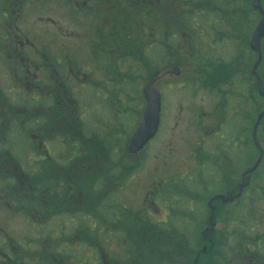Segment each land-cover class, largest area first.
I'll use <instances>...</instances> for the list:
<instances>
[{"label": "rangeland", "instance_id": "374dc122", "mask_svg": "<svg viewBox=\"0 0 264 264\" xmlns=\"http://www.w3.org/2000/svg\"><path fill=\"white\" fill-rule=\"evenodd\" d=\"M93 1L97 6H101V0L84 2L91 5ZM66 2L56 0V7L59 8L44 14L50 15L70 32V29H74V17L70 15L71 7ZM245 2L250 3L251 0H156L158 5L169 11L172 27L171 35L168 36L171 46L169 54L179 60L181 77L176 74L177 78H171L170 82L165 77L158 83L163 96L162 125L156 138L151 140L137 157H126L123 152L127 150L132 132L140 121L139 114L144 109L140 96L143 85L149 79L150 49H146L141 56L135 44L137 56L132 58L126 56L125 52L123 59L109 63L108 73L106 57L87 60V68L92 66V63L96 68L92 67L95 74L89 71L86 73L89 77H96L93 79L95 88L101 89L100 86H104V89L99 91L87 87L82 95L74 91L68 92L65 95L74 100L71 104L52 107L51 100L42 99V103L38 102L39 105L33 106L32 100H28L27 114L33 120L28 122L27 136L22 135L19 126H12L11 123L4 132L9 139L8 144L2 145L0 142V166L3 165L0 171L4 173V177L0 179V256L3 251H11L13 256V259L5 264H28L32 260H38L44 256L43 247L49 248L45 250V255L52 257L53 254L57 259L55 262L60 264H82L83 261L87 264H91V261H94V264H116L114 256L120 255V242L127 236L128 228L125 222H121L125 220H114L116 214L112 216L113 210H109L106 203L109 207L112 203L117 205L120 215H127L126 210L129 208L139 216L144 213L152 222L169 221L168 216L172 215L171 222L178 220V233L184 242L188 241L189 250H193L188 263L194 264V259L199 257L196 252L202 248V244L197 243L202 239L201 232L211 228L207 222L209 209L206 203L210 197L211 200L218 197L214 195L221 187L218 183L230 170L227 159L229 147L224 145L229 140L230 109L236 103L237 107L233 109L236 110L237 117H240L241 111L248 103L252 104L254 110L264 107V99H258L255 91L249 92L244 86L243 76L255 61V55L250 53L247 45L249 35L260 18L258 13L245 7ZM111 4L112 1L109 0L108 5ZM118 4H127V7H130V3L124 0H118ZM246 8L251 13H248ZM29 11L33 12L32 9ZM110 16L109 14V20L112 18ZM97 18L100 20L99 16ZM83 25L85 23H81V26ZM158 42L161 45L162 39ZM159 49L162 48L158 46ZM114 56L112 58H115ZM140 59L144 60L146 65L142 66ZM156 65L158 69L164 66L159 58ZM100 68L104 70L99 71ZM258 70L264 82V55ZM4 96L6 100L3 99ZM0 100L4 101L0 103V109L3 110L12 103H19L21 96L16 94L12 101L6 89L0 93ZM215 107L219 109L220 130L226 131L223 138L215 134L216 137L212 136L213 130L201 125L199 118L201 114L204 116L202 111L211 112L216 110ZM0 123L8 125L10 122ZM1 124L0 135L4 129ZM43 130L46 134L54 135L48 143L41 140V137L43 140L46 137L49 139L48 136L38 134ZM197 143L205 149L201 150V153H213H206L205 158H201L202 172L199 177L185 180L186 187L198 185L202 190L201 200L193 206L196 211L192 214H199L198 217L195 216L197 220H191L192 217L185 213V221L182 217L184 211H187L185 206L170 208L169 204L165 208L168 202L165 196L179 193L178 181L174 180L175 193L171 191L172 194L163 195L156 205L151 203L147 188L149 189L154 180L158 182L180 175L187 163V156L192 147L196 149ZM45 147L49 150L50 157L43 160L40 155H45ZM4 149L12 150L14 157ZM196 153L198 154L197 149ZM35 158L38 160L35 161ZM125 160L130 162V171L134 170H123ZM254 160L255 154L251 157V162L239 165L235 163L234 170L237 175L239 176ZM39 163H44L43 177L48 180L55 177V168L58 166L70 170L74 178H81L83 181L88 179L89 172L93 174V180H89L87 184H79L82 189H74L67 203L61 207L64 210L61 211L62 215L55 220L44 218L39 208H30L18 213L7 200L11 191H16L15 187L24 188L30 181L29 174H18L17 167L20 165L25 171H33L38 169ZM193 170L196 171L194 168ZM252 187L255 188L253 184ZM159 188L165 189L164 184ZM104 193H109L105 194L108 198L110 196L109 201H105L108 198L104 197ZM186 194L191 200L193 194ZM254 197L259 195L254 194ZM46 207L49 208V205ZM70 207L72 210H69ZM236 210L230 221H218L220 233L223 231V234H220L217 242L216 237L214 240L211 235L208 236L215 242L213 247L208 245L209 249H212L209 261L213 262L216 253H219L220 258L229 264L231 253L235 249L249 244L253 246L254 251L259 239L262 240L260 246L264 250V204L240 200L236 203ZM84 211L92 215L88 217ZM71 215H74L72 222L69 220ZM185 224L188 225V230L183 229ZM90 229L93 233L88 232ZM71 235L72 237L68 238ZM36 241L41 243V246L32 249ZM65 247L67 249L61 250ZM17 251L22 252L19 255ZM55 251L61 252L62 255ZM205 255L201 253L200 257L204 258ZM95 258L97 259L94 260Z\"/></svg>", "mask_w": 264, "mask_h": 264}, {"label": "flooded vegetation", "instance_id": "af4514ba", "mask_svg": "<svg viewBox=\"0 0 264 264\" xmlns=\"http://www.w3.org/2000/svg\"><path fill=\"white\" fill-rule=\"evenodd\" d=\"M66 1L69 7H71L70 15L74 17V29H70V32H68L61 23L57 22V20L50 15L44 14L59 8L58 6L56 7V0H0V93H3V90L7 89L12 101L16 94H20L21 96V101L19 103H12L8 108L4 107L3 110L0 109V121L2 123L10 122L8 125L0 123L4 127L2 130L3 132L0 135V142L2 145L8 144L9 139L4 132L11 123L12 126H19L22 135L27 136L26 133L29 130L28 122L32 121L30 120L32 118H29V115L27 114V110H29V99L34 103L33 106L39 105L38 102L42 103V99H48L52 101V107H59L74 102L73 99H70L65 95L68 92L74 91L82 95L87 87H92L99 91L104 89V86L101 87L100 85L101 89L95 88L96 83L93 79H96V77H89L86 73L89 71L92 74H95L93 73L92 67L94 66L96 68L93 63L91 64L92 66L87 68V60H99L106 57V59H108L106 73H108L109 63L118 62L119 59H123L125 52L129 55L136 52L134 47L135 44L125 42L127 37L125 36L123 27H121L119 21L124 17V14L127 15L129 21H131V15L134 21H136L135 15L139 12L140 3L147 8L145 9V12L148 11L151 15L147 41V49H150L151 55L149 58L148 77L155 80L154 86L159 92L158 83L162 78L167 77L170 82L171 78H177V76L181 77L179 75L181 73V67L180 64H178L179 60H175L174 57L172 58V55L169 54L171 46L168 43V36L171 35L170 29H172L168 16L169 11L158 5L156 0H124V2L130 3V7H127V4H123L122 6L119 5L118 0H111V5H108L109 0H101V6H97L94 1L91 5H88V3L86 4L84 2L85 0ZM251 2L249 5L252 10ZM263 2L264 0H261V7L264 10ZM29 9H32L33 12L31 13ZM109 14L112 16L110 20ZM97 16L100 17V20ZM83 20L86 21L84 22ZM81 23H85V25L81 26ZM133 31L136 36L135 39H137L139 34L135 30ZM132 37L134 38V36ZM159 39H162L161 45L158 42ZM263 39L261 41L262 58L260 64L264 55L262 47ZM158 46L163 50H158ZM249 51L255 55L250 49ZM113 55H115V58H112ZM158 58L164 65L161 69H158L159 67L156 65ZM252 66L250 70H247V76H243L245 81L244 86L249 92L255 91V95L257 94L258 99H262L263 97H260L256 90V78L252 72ZM174 68H177L178 70L177 76ZM258 69L259 67L256 69V72L264 86L262 74ZM103 70L104 68L99 69V71ZM98 73L103 76L101 72ZM172 73H174L176 77H174ZM87 76L90 78L89 80L86 78ZM4 79L6 80L5 83L3 82ZM240 94L241 93H239V95ZM234 97H236L235 93ZM3 99L6 100L5 96ZM140 99H142L144 103L143 105H145L142 95L140 96ZM162 99L163 96L161 94L160 123L154 138L158 135L163 121ZM2 102L4 101L0 100V103ZM105 102L107 103V101ZM84 104L88 103L84 102ZM246 105L241 111L240 117H237V112L233 109L237 107L236 103L234 104V107L230 109V116L228 118L230 122L229 140L227 144L224 143V145L229 147V156L227 159L229 161L230 170L228 175L223 176L221 179L222 181L218 183L221 184V187L219 192L214 194L218 197L212 200L210 197L206 203V207L209 209L207 222H209L208 226H211V228H206L201 232L202 239H199L197 243L202 244V248L199 250L201 252H196L199 257L194 259V264L198 262H201L202 264H226L225 260L220 258L219 253H216L213 262L208 260L212 253V249H209L208 245H211V247L214 246L215 242L212 241V238L215 240L216 237V242L220 239L221 229L220 222L218 221H224L226 219L230 221L237 212L236 203L240 202V200L264 204V116L254 128L257 116L264 107L254 110L251 103ZM218 110L219 109L216 108V110H212L213 112L202 111L204 116L201 114L199 118L201 125L206 129L213 130V133H211L212 136L217 135L223 138L226 131L220 130L221 124H218L220 117H218ZM139 112H141V110ZM141 115L142 112L139 114V119L141 118ZM40 133L49 137V139L46 137L44 140L43 137H41L43 143H48V140H52V137H54V135L51 136L46 134L44 130L38 134ZM154 138L152 140H154ZM199 146L200 143H197L196 149L198 154H195L196 149L192 147V151H190L187 156V163L180 175L177 177H167L158 182L154 180L153 183H150L149 189L147 188V193L150 194L151 197V203L156 205L157 200L161 198L162 191L166 194H170L169 191L175 193L174 180L178 181L177 185L179 186L180 194L177 192L175 195H172L175 202L171 204L174 206L177 204L176 200L182 199L181 204L187 208V211H184V215L182 216L185 221L187 220L185 218V213L190 216V218L192 217L191 220H197L195 216L198 217L199 214L197 212L195 213V216L192 214V212L196 211L193 209V206L197 201H200L202 197V190L198 188V185L186 187L185 180H192L194 176L199 177L202 172L200 164L201 158H205L206 153H213L212 151L201 153L200 151L205 149H202V147ZM143 150L136 155L138 156ZM4 151L9 153L10 156H14L12 150L4 149ZM45 152L44 156L40 155V159L42 158L44 160L50 157V152L47 147H45ZM123 154L126 157L127 155L132 158L137 157L136 155H130L127 150L123 152ZM253 154H255L254 162L243 169L238 176L237 171L234 170L235 165L251 162ZM258 158L260 161L258 162L257 167L251 172H245L253 167ZM19 166L17 167V170H19L18 174H26L23 166ZM193 168L196 169V171H194ZM55 169V179L58 183L56 187L58 198L50 204L46 199L42 201L43 209H45L44 204L49 205V208H46V214L43 213V216L51 215V220L58 219L62 215L60 204L62 195L68 196L69 199L74 193V189L76 191V188L79 187V184H82L83 182L87 184L89 180H93V174L90 172L88 173V179L83 181L81 178H74L70 170H67L64 167L58 166ZM39 171H45L44 163L40 166ZM66 173H68V175ZM69 173L72 176L69 175ZM225 174L226 173H224V175ZM260 183L262 184L260 185ZM162 184H164L165 189L160 190L159 187ZM252 184L255 188L252 187ZM79 188L82 189V186L80 185ZM23 192H27L26 186L23 188ZM186 192L193 194L191 196L192 201L188 199L190 197L187 196ZM105 194L109 193H104L103 195ZM254 194H258L259 197H254ZM104 197L108 198V195H105ZM259 198L261 201H259ZM68 199L64 200L67 202ZM167 204L165 205V208L167 207ZM69 210H72V207H70ZM73 216L74 215H71L69 218L71 222L73 221ZM125 217L126 215H120L118 212L115 216L118 221L120 219L125 220ZM185 229H189L188 225ZM209 235H211L212 238H209ZM260 241L262 240L259 239V241H257L254 251L252 249L253 246L249 244L235 249L231 253L232 255L229 264H264V250L260 246ZM188 244V241L185 240L186 252L188 253L186 262H188L193 255V250H189ZM201 253L206 254V257L201 258ZM260 254H262V256ZM11 259H13V256L10 251L9 260L11 261Z\"/></svg>", "mask_w": 264, "mask_h": 264}, {"label": "trees", "instance_id": "16d2710c", "mask_svg": "<svg viewBox=\"0 0 264 264\" xmlns=\"http://www.w3.org/2000/svg\"><path fill=\"white\" fill-rule=\"evenodd\" d=\"M139 12L135 15L136 21L130 16V20H128L127 15L124 14V17L119 21V24L121 27H123V30L125 32V36L127 37L125 39L126 43L130 44H136L139 50V54L141 56L144 55L145 50L147 49V41L146 37L149 36V27H150V19L151 15L147 11L145 12L146 7L143 6L142 3L139 4ZM245 7H249L250 5L249 2L244 3ZM246 8V10H247ZM248 13H251L250 11L247 10ZM163 19V18H162ZM138 24V25H137ZM133 25V27H132ZM135 25V27H134ZM135 30L138 34L139 37L137 39L134 31ZM134 36V38L132 37ZM134 41V42H133ZM130 46V45H129ZM264 47V44L263 46ZM146 48V49H144ZM144 52V53H143ZM126 56L135 58L137 56L136 52L132 53L131 55L127 54ZM141 65H146L145 61L140 59ZM33 120V119H30ZM14 157V156H13ZM12 157V158H13ZM39 158V156L37 157ZM35 158L36 160H38ZM35 160V161H36ZM125 167L123 168L124 171H130V168L128 166L130 165V162L128 160H125ZM41 166V163L38 164L37 168L34 169L33 171L29 170L26 171L27 174H29V184L26 186L27 187V192H23V187H15V190H12L10 193V196L8 197V202L9 205L12 206V208L16 209L15 211L20 213V211H26L30 208L32 209H37L39 208L41 211V214L47 212V204H44V208L42 207V201L45 199L49 201L50 203H53L54 200L58 198L57 196V191L56 187L58 185L57 180L55 177H50L48 180L47 177L43 178V171H39V168ZM24 167H26L24 165ZM2 171V170H1ZM0 171V179L4 177V173H1ZM34 174V175H33ZM161 193V199L163 195H166L164 191ZM86 193H89V191H86ZM171 193V191H170ZM4 196V195H2ZM63 197V198H62ZM166 200L168 201V204H170V208H176L178 206H183L181 204V200H176L177 204L173 206L175 202V199L172 198V196H165ZM110 198V196H109ZM109 198L105 201H109ZM68 199V196H61V207H63L67 202L65 200ZM1 200V199H0ZM6 200V199H5ZM42 202V203H41ZM66 202V203H65ZM65 203V204H64ZM157 203V202H156ZM114 206H110L106 203V206L114 211H111L112 216L115 215L118 212V206L112 203ZM0 205H2V202H0ZM124 206V204H123ZM126 207V206H125ZM127 208V207H126ZM62 211V210H61ZM85 213L86 216L90 217L92 214L83 212ZM126 217H125V226L128 228L127 230V236L123 237L121 242H120V255L114 256V260L116 264H189L186 262V258L188 256V253L186 252V245L185 242L183 241V238L181 235L178 233L180 231L177 227H180L178 220L172 221V215L168 216L169 221H156L152 222L147 219L146 215L143 213L140 216L138 213H135L133 210H126ZM84 215V214H83ZM144 215V216H143ZM44 218L49 217L47 219H51L50 216H43ZM116 220V218H114ZM113 220V221H114ZM175 220V219H174ZM79 221V220H78ZM123 222V223H124ZM186 224L183 226V229L186 228ZM92 229H90L91 232ZM111 232V231H110ZM114 232V231H113ZM93 233V231H92ZM69 236L68 238H71ZM8 240V238L6 239ZM70 240V239H69ZM36 244L33 245L34 247H39L41 246V243L39 244L38 241L35 242ZM63 244V243H62ZM5 245V241L3 243ZM25 248V247H21ZM67 249V247L61 249L64 250ZM49 250L48 247H43V252L44 256H42L40 259L31 261L32 264H60L58 262H55L57 259L56 257L52 254V257H47L45 255V252ZM9 252L10 251H3L2 256H0V263L5 264L9 261ZM22 251H18L19 255ZM56 253L62 255L61 252L55 251ZM95 258L94 260H96ZM91 264H94V261H91ZM28 263V264H31ZM62 263V261H61ZM82 264H87V262L83 261Z\"/></svg>", "mask_w": 264, "mask_h": 264}, {"label": "water", "instance_id": "95a60500", "mask_svg": "<svg viewBox=\"0 0 264 264\" xmlns=\"http://www.w3.org/2000/svg\"><path fill=\"white\" fill-rule=\"evenodd\" d=\"M252 9L257 11L260 18L255 23L249 38V49L256 55V59L252 66V72L256 78V90L260 97L264 98V86L260 80L259 75L256 72L258 65L260 64L261 53V41L264 38V10L261 7V0H252ZM175 73H178L177 68H174ZM154 79H150L142 88V95L145 100V107L142 112L141 120L134 129L127 146V150L130 154H136L155 136L159 123H160V108H161V96L157 88L154 86ZM264 116V109L259 112L254 128ZM260 159L258 158L256 163L248 169L247 172L253 171Z\"/></svg>", "mask_w": 264, "mask_h": 264}, {"label": "bare ground", "instance_id": "6f19581e", "mask_svg": "<svg viewBox=\"0 0 264 264\" xmlns=\"http://www.w3.org/2000/svg\"><path fill=\"white\" fill-rule=\"evenodd\" d=\"M116 201V200H115ZM113 205V204H112ZM101 205H99V207H100ZM111 206V205H110ZM111 208V207H110ZM113 211H114V208H113ZM115 212V211H114Z\"/></svg>", "mask_w": 264, "mask_h": 264}]
</instances>
